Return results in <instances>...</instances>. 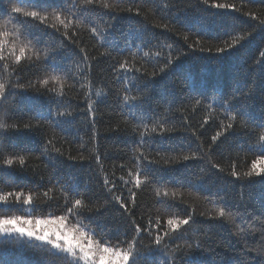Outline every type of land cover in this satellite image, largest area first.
I'll use <instances>...</instances> for the list:
<instances>
[{
	"label": "trees",
	"instance_id": "trees-1",
	"mask_svg": "<svg viewBox=\"0 0 264 264\" xmlns=\"http://www.w3.org/2000/svg\"><path fill=\"white\" fill-rule=\"evenodd\" d=\"M33 2L37 7H27L23 3L19 6L35 11L47 9L49 12L53 8L63 7V0ZM109 2L116 3L117 0ZM215 2L233 4L240 11L212 9L196 3V0H172L175 7L170 8L165 7L169 0H119L120 7H127L129 4L134 8L140 7L142 15L120 12L116 19L111 21L109 16L97 12L94 14V24L86 25L79 30L77 38L80 46L88 51L90 57H96L91 62L90 75L87 76L93 83V101L102 100V103L96 105L98 111L95 132L89 123L92 116L87 113V104L83 99V93L79 91V84L69 92L66 102L59 106L61 111L72 112V116L60 117L58 121L54 119L58 110L57 103L53 100L52 94L44 88L39 92L32 88L16 89L14 95L9 96L6 102H0L14 117L8 121L9 123H23L37 111H41L48 118L42 121V127L34 131L12 130L0 137V160L5 155H23L26 158V166L23 168L18 164L11 167L0 164V191L23 190L26 194L31 191L34 197L43 199L40 195L42 192L54 187L57 189L55 192L49 191V196L58 198L54 202L42 204L39 208L13 205L11 211L14 214H60L57 211V204L62 206L63 200L59 198V185L56 184V179L60 184H69L76 191L84 193L95 206L103 205L111 196L104 186L105 178L116 183L117 195L123 192L125 198L128 196L127 187L119 177L124 176L127 179V170L132 166L130 157L138 136L132 134L131 128L140 121H132L129 117L130 123L125 124L124 117L128 109L123 107L120 99L123 85L112 70L115 67L112 57L121 59L127 53L115 50L112 51L111 57L101 56L100 53L109 49L100 46L101 42L87 31L89 26L103 30L106 22H112L119 46H123L125 36L131 34L135 38V43L141 45L135 58L136 67L147 68L149 72L158 71L164 66V59L169 51L168 45H172L173 48L179 47L187 53L179 63L173 64L170 71L159 74L152 80L147 89L151 111L146 114L143 121L151 127L152 119H159L166 121V127H174L176 131L167 134L166 144L182 147L183 154L197 151L199 145L208 152L211 137L219 130L220 120L227 122L224 108H228V105L221 107L225 100H231L232 109L247 112L248 116L244 119L250 117L258 121L264 118V63H261L264 58L260 56V53L264 52V31L256 29L253 32L258 21L246 15L250 12L264 19V0H215ZM156 3L161 5L159 9L154 7ZM0 8L4 9V12L0 13V19H7L9 0H0ZM233 21L239 24V27L230 32ZM163 23H168L173 31L154 27ZM11 27L10 24L9 30ZM28 30L39 37L41 46H44L45 42L51 46L58 44L59 34L52 35L53 30L39 21L32 22ZM249 33L252 35L247 42L231 50L219 61L211 59L208 53L187 49L183 39V34H188V42L191 43L199 35L205 47L217 44L222 46L225 40L230 42L232 38L247 36ZM65 43L68 49L60 51L55 58L56 62L59 67L76 73L78 71L76 61L79 57H73L71 50L78 52L79 49L69 41ZM133 50L135 51V48ZM144 52H149L150 55L144 57ZM157 53H160L159 57ZM128 58L130 61L133 59L131 56ZM18 74L22 76L21 83L29 80L35 82L37 77L43 78L45 75L40 67L27 66ZM73 82V79H69L66 83ZM97 90L101 91L100 97L94 94ZM234 92L236 98L232 99ZM131 94L138 93L134 90ZM195 99L203 101V104L195 105ZM68 100L71 102L70 107ZM209 104L212 105L211 110L207 107ZM49 113L52 114L51 117ZM206 115L213 118L204 123ZM32 122L35 123L34 120ZM57 123L59 127L55 126ZM255 135L245 129L235 137L221 138L217 144L212 145L211 160L220 164L225 169L224 172L212 169L207 157L204 160H191L166 169L163 174L164 180L170 182L159 187L161 191L164 187H167L169 192L175 190L178 195L174 201L169 197L164 204L158 203L153 186L143 187L137 191V207L133 215L142 226L146 224L148 217L154 219L160 215L162 219H166L169 214H178L183 218L187 212L195 208V223L185 226L184 234L178 233L177 238L170 243L184 244L186 240L192 244L196 240L202 243L200 247L191 248L187 255L179 253L177 264H264V178L237 180L228 175L233 161L237 165V171L242 172L250 166L254 153L260 154L264 151V146L256 142ZM53 137L56 147L61 148L65 156L62 158L63 167L58 169L59 176L50 183L49 176L53 174V164L41 156V151L45 139ZM156 140L159 143L158 136ZM249 148L252 151H249ZM151 151L154 156L155 150ZM160 154H167L166 146L160 148ZM172 154L179 155L180 152ZM68 155L77 157L83 155L86 159L69 161ZM97 155L100 156L99 163L95 159ZM121 164L125 166L123 169L120 167ZM198 177V188H189L187 183L181 187L177 183L178 180L188 179L196 182ZM206 196L213 199L224 197L226 202L233 206L232 213L240 212L241 215L235 217V223L210 217L208 213L211 212L214 216L217 205L205 200ZM141 217L144 219L141 220ZM91 219L99 220L106 230L107 239L114 241L117 238H125L123 233L128 221L122 216L119 205L115 202L110 208L102 209L99 217L93 215ZM71 222L75 223V220ZM240 229H244V232L242 233ZM132 234L129 230L127 238H131ZM142 241L144 244L149 242L146 234ZM58 259L46 251L24 244L6 242L0 238V264H57ZM163 259L164 255L161 252L153 251L145 254L138 264H158V261Z\"/></svg>",
	"mask_w": 264,
	"mask_h": 264
},
{
	"label": "snow or ice",
	"instance_id": "snow-or-ice-1",
	"mask_svg": "<svg viewBox=\"0 0 264 264\" xmlns=\"http://www.w3.org/2000/svg\"><path fill=\"white\" fill-rule=\"evenodd\" d=\"M21 3L27 7H37L33 0H9L7 19H0V102H6L9 96L14 95L16 89L32 88L39 92L41 88H44L52 94L53 100L57 103L58 110L54 119L58 121L60 117L72 116V112L61 111L59 106L66 102L69 92L76 88V84H79V91L83 93V99L87 104V113L92 116L89 123H91L95 132L96 113L98 111L96 105L102 103V100L93 101V83L87 76L90 75L91 62L96 57H90L88 51L80 46V41L77 38L79 30L85 28L86 25L94 24V14L97 12L109 16L110 20L114 21L120 12H134L137 16L142 15L140 7L134 8L131 4L127 7H120L119 0L116 3H110L109 0H63V7L53 8L49 12L47 9L41 11L27 10L26 7L19 6ZM196 3L217 10L235 9L237 12L240 11L233 4L216 3L215 0H211V2L210 0H196ZM154 7L159 9L161 5L156 3ZM165 7H175V4L172 3V0H169ZM3 12L4 9L0 8V13ZM246 15L258 21L253 28V32L256 29L264 31V19H260L250 12ZM145 20H147V17H145ZM34 21H39L41 24H45L47 28L52 29V35L59 34V41L56 46L48 45L46 42L44 46H41L39 37L28 30V27ZM10 24L12 27L9 30ZM144 26L146 27V25ZM154 27L173 31L168 23L156 24ZM237 27H239V24L233 21L229 31H235ZM87 31L101 42V47L109 49L100 53L101 56L111 57L112 51L115 50L127 53L121 59L112 57L115 61V67L112 70L123 85L120 99H122L123 107L128 109V113L124 117L125 124L130 123L129 117L132 121H140L131 128L132 134L138 136L130 157L132 166L127 170V179L124 176L119 177V180L127 187L128 196L125 198L123 192L117 195L116 183L105 178L104 186L111 196L105 200L103 205L95 206L84 193L76 191L69 184H60L59 180L56 179V184L59 185V198L63 200L62 206L57 204V211L60 214L17 215L11 211L13 205H28L39 208L42 204L54 202L58 199L55 196H49V191L55 192L57 189L54 187L49 191L42 192L40 195L43 199L34 197L31 191L27 194L23 190L0 191V238L6 242L24 244L31 248L46 251L50 256L59 258L57 264H138L145 254H150L153 251H159L164 255V259L158 261V264H177L179 253L183 252L187 255L191 248L200 247L202 243L200 240H196L194 244L188 243L187 240L184 244L170 243L177 238L178 233L184 234L185 226L195 223V208L187 212L183 218L178 214H169L166 219H162L160 215L155 216L154 219L148 217L146 224L142 226L133 215V211L137 207V191L143 187L153 186L158 203L164 204L169 197L174 201L178 195L175 190L169 192L168 188L164 187L161 191L159 187L170 182L164 180L163 174L166 169L191 160H204L207 157L208 164L212 169L224 172L225 169L220 164L213 163L211 160L212 145L217 144L221 138L235 137L241 134L242 130L247 129L255 133L256 142L264 146V118L258 121L250 117L244 119L248 116V113L232 109L231 100H225L221 107L224 108L225 104L228 105V108H224L227 122L220 120L219 130L212 135L208 152H205L203 146L199 145L197 151L191 152V154H183L182 147L166 144L167 134L176 131L174 127H166V121L152 119L151 117H148L152 119L151 127L143 121L146 114L151 111L147 89L152 80L157 75L170 71L173 64L179 63L187 53L179 47L173 48L172 45H168L169 51L164 59V66L160 67L158 71L149 72L147 68L136 67L135 58L137 52L141 49V45L135 43V38L131 34L126 35L123 46H119L114 35V24L112 22H106L103 30L96 26H89ZM251 35L252 33H249L247 36L232 38L230 42L225 40L222 42V46L217 44L207 47L203 46L199 35L191 43L188 42V34H183V39L187 49L208 53L211 59L219 61L223 60L231 50L247 42ZM65 41H69L79 49L78 52L74 49L71 50L73 57H79L76 61L78 69L76 73L59 67L56 62L55 58L60 51L68 49ZM173 51H175V56H173ZM149 55V52L143 53L144 57ZM156 55L159 57L160 53ZM129 56L133 58L131 61L128 58ZM260 56L264 58V52H261ZM22 62H26V64ZM261 63H264V59ZM26 66L40 67L45 75L43 78L37 77L35 82L29 80L26 83H21L22 76L18 73H22ZM69 79H73L74 82L71 84L66 83ZM81 80L85 82L81 83ZM50 84L52 86H49ZM37 85L40 87H37ZM85 89L87 91H84ZM134 90L138 93L137 95L131 94ZM94 94L100 97L101 91L97 90ZM104 95L106 97L107 93ZM235 98L236 93L234 92L232 99ZM67 102L70 107V100ZM202 104L203 101L195 99V105ZM207 107L211 110L212 105L209 104ZM51 115L49 113V117ZM212 118L211 115H206L204 123ZM13 119L14 117L7 108L0 104V137L12 130L16 132L34 131L42 127V121L48 118L41 111H37L34 116L30 115L28 120L23 123L8 122ZM33 120L35 123L32 122ZM55 126L59 127V123ZM157 136L159 137V143L156 140ZM165 146L167 154L161 155L160 148ZM153 149L155 150L154 156L151 151ZM248 150L252 151L251 148ZM177 151L180 152L179 155L172 154ZM238 155L239 152H237ZM41 156L47 158L49 163L53 164V174L49 176V182L51 183L55 177L59 176L58 169L63 167L64 160L62 158L65 156L61 148L56 147L55 137L45 139ZM77 159L83 161L86 157L83 155L79 157L67 156L69 161H77ZM95 159L97 163L100 162L99 155ZM0 164L9 167L18 164L23 168L26 166V158L23 155H5L0 160ZM120 167L123 169L125 166L121 164ZM201 171L203 172V169ZM228 175L237 180H250L253 177L264 178V151H261L260 154L254 153L250 166L242 172L237 171V165L233 161ZM177 183L181 187L187 183L189 188H198L199 177L196 182L188 179L178 180ZM204 199L217 205L214 216L211 212L208 213L214 219L228 220L235 223V217L241 215L240 212L232 213L231 208L233 206L228 204L224 197L213 199L206 196ZM113 202L119 205L122 216L128 221V226L123 233L125 238H117L114 241L106 238V230L99 220L91 219L93 215L99 217L102 209L110 208ZM184 202L186 203V201ZM4 209L7 210L4 211ZM201 215H204V213H201ZM140 219L143 220L144 218L141 217ZM73 220H75V223L71 222ZM129 230L133 233L131 238H127ZM240 231L243 233L244 229H240ZM145 234L149 241L147 244L142 241Z\"/></svg>",
	"mask_w": 264,
	"mask_h": 264
}]
</instances>
